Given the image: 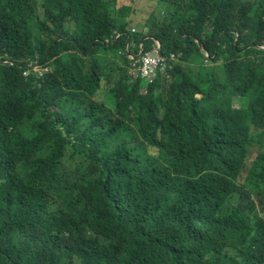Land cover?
Masks as SVG:
<instances>
[{"label": "trees", "instance_id": "obj_1", "mask_svg": "<svg viewBox=\"0 0 264 264\" xmlns=\"http://www.w3.org/2000/svg\"><path fill=\"white\" fill-rule=\"evenodd\" d=\"M128 1L0 0V264H264V0Z\"/></svg>", "mask_w": 264, "mask_h": 264}, {"label": "built area", "instance_id": "obj_2", "mask_svg": "<svg viewBox=\"0 0 264 264\" xmlns=\"http://www.w3.org/2000/svg\"><path fill=\"white\" fill-rule=\"evenodd\" d=\"M159 46V45H158ZM164 59L156 51H149L143 58L142 65L138 67L140 72V77L147 80L153 81L155 77V71L157 69H162L164 66ZM132 74L133 71L131 72Z\"/></svg>", "mask_w": 264, "mask_h": 264}, {"label": "rangeland", "instance_id": "obj_3", "mask_svg": "<svg viewBox=\"0 0 264 264\" xmlns=\"http://www.w3.org/2000/svg\"><path fill=\"white\" fill-rule=\"evenodd\" d=\"M137 2H138L137 5H136L137 15H135L133 17L134 22H135V25L134 26H137V24L144 23L147 20V18L149 17V15L151 14L152 9H153V7L150 6V2H148V1H144V2L137 1ZM121 4H123V5H129L130 2L128 0H121ZM206 65H208V64H206ZM255 153H256V151L255 150H252L250 152L249 156H252ZM250 164H251V161H249L247 163V166H246V169L245 170H248L249 169Z\"/></svg>", "mask_w": 264, "mask_h": 264}, {"label": "clouds", "instance_id": "obj_4", "mask_svg": "<svg viewBox=\"0 0 264 264\" xmlns=\"http://www.w3.org/2000/svg\"><path fill=\"white\" fill-rule=\"evenodd\" d=\"M132 32H134V30H132ZM29 67H30V70L25 72V76H29L31 73H35L39 78H42L43 76L47 75L51 69L49 67H46L45 65H40V64H30ZM133 73L134 74L130 72V74H132L134 78H139L136 72L133 71Z\"/></svg>", "mask_w": 264, "mask_h": 264}]
</instances>
